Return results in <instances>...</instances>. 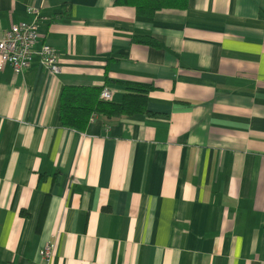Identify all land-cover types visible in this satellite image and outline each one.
I'll use <instances>...</instances> for the list:
<instances>
[{"label":"crops","instance_id":"obj_1","mask_svg":"<svg viewBox=\"0 0 264 264\" xmlns=\"http://www.w3.org/2000/svg\"><path fill=\"white\" fill-rule=\"evenodd\" d=\"M30 9L59 71L0 69V264H264V0H0V37ZM136 83L146 112L61 123L64 86Z\"/></svg>","mask_w":264,"mask_h":264},{"label":"trees","instance_id":"obj_2","mask_svg":"<svg viewBox=\"0 0 264 264\" xmlns=\"http://www.w3.org/2000/svg\"><path fill=\"white\" fill-rule=\"evenodd\" d=\"M115 3L131 5L137 14L151 16L162 8H185L187 0H115ZM133 41L148 45L157 44L148 35H134ZM151 88L152 86L147 84H127L121 101L113 102L99 98L101 87L67 85L59 95V118L65 126L84 130L95 114L112 117L146 112L145 103Z\"/></svg>","mask_w":264,"mask_h":264},{"label":"built area","instance_id":"obj_3","mask_svg":"<svg viewBox=\"0 0 264 264\" xmlns=\"http://www.w3.org/2000/svg\"><path fill=\"white\" fill-rule=\"evenodd\" d=\"M30 10L33 13L32 20L13 23L2 32L0 37V69L10 65L15 72L21 71L29 66L33 55H38L40 63L52 73H56L59 71V64L57 53L53 47L42 43L38 48H35L39 38L38 10ZM99 97L110 99L111 93L107 88H103ZM39 254L43 259L49 261L52 255V245L46 243L39 250Z\"/></svg>","mask_w":264,"mask_h":264}]
</instances>
